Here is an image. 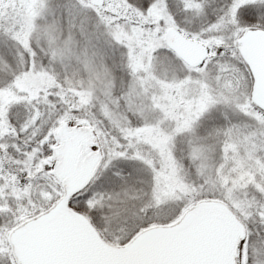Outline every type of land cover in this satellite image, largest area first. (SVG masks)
<instances>
[{
	"label": "snow or ice",
	"instance_id": "snow-or-ice-1",
	"mask_svg": "<svg viewBox=\"0 0 264 264\" xmlns=\"http://www.w3.org/2000/svg\"><path fill=\"white\" fill-rule=\"evenodd\" d=\"M0 264H264V0H0Z\"/></svg>",
	"mask_w": 264,
	"mask_h": 264
}]
</instances>
